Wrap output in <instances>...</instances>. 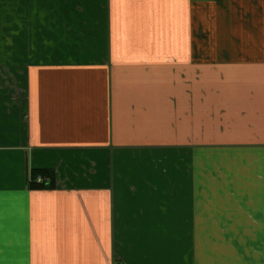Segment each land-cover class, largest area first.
Listing matches in <instances>:
<instances>
[{
	"label": "crops",
	"instance_id": "crops-1",
	"mask_svg": "<svg viewBox=\"0 0 264 264\" xmlns=\"http://www.w3.org/2000/svg\"><path fill=\"white\" fill-rule=\"evenodd\" d=\"M113 263L264 264V0H0V264Z\"/></svg>",
	"mask_w": 264,
	"mask_h": 264
},
{
	"label": "trees",
	"instance_id": "trees-1",
	"mask_svg": "<svg viewBox=\"0 0 264 264\" xmlns=\"http://www.w3.org/2000/svg\"><path fill=\"white\" fill-rule=\"evenodd\" d=\"M27 186L29 190H53L56 186L55 171L51 168L30 170Z\"/></svg>",
	"mask_w": 264,
	"mask_h": 264
},
{
	"label": "built area",
	"instance_id": "built-area-1",
	"mask_svg": "<svg viewBox=\"0 0 264 264\" xmlns=\"http://www.w3.org/2000/svg\"><path fill=\"white\" fill-rule=\"evenodd\" d=\"M113 264H117V263H113Z\"/></svg>",
	"mask_w": 264,
	"mask_h": 264
}]
</instances>
